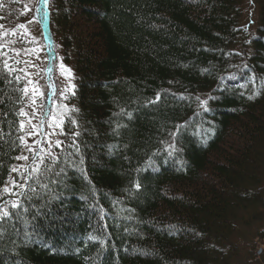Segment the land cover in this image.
Here are the masks:
<instances>
[{"label": "trees", "instance_id": "1", "mask_svg": "<svg viewBox=\"0 0 264 264\" xmlns=\"http://www.w3.org/2000/svg\"><path fill=\"white\" fill-rule=\"evenodd\" d=\"M39 1L0 0V186L32 162L15 157ZM47 12L78 111L48 187L30 184L0 223V264H264V0H49Z\"/></svg>", "mask_w": 264, "mask_h": 264}, {"label": "snow or ice", "instance_id": "2", "mask_svg": "<svg viewBox=\"0 0 264 264\" xmlns=\"http://www.w3.org/2000/svg\"><path fill=\"white\" fill-rule=\"evenodd\" d=\"M49 3V0H44L45 8L47 9V5ZM47 15V11L45 13ZM21 27H24L21 25ZM50 59L54 61V55L50 56ZM5 68L9 72H15L17 71L16 69L12 68L7 64V61H5ZM60 69H61V74L63 75L65 72H67L70 75V70L66 69L63 63L61 62L60 64ZM19 71H25L24 69H20ZM53 71L52 67H49L48 72L51 74ZM25 75H28V73H25ZM18 82L21 80L20 76H16L15 78ZM27 84H33L32 80H28ZM50 87V93L51 95H55V87L53 84H49ZM23 92L24 96H28L29 94V88L27 85H25L24 88L21 89ZM32 103L35 104V96L36 93L39 91L37 87L32 88ZM40 95L42 96L43 93L41 92ZM63 93H61V96L63 97ZM160 99V96L157 95L154 101H150L149 103H155L158 102ZM249 99H252L251 96H249ZM201 107H204L205 111H207V101H201ZM46 107V105H45ZM60 107H63L66 109L68 112H75L78 111L77 109H68L67 105H62ZM19 116L22 117H28L27 123L31 126L30 130L25 133V135L19 136V141L20 145L23 146L24 148L27 149L29 153H31V164L28 167H25L23 165L21 166H12L10 168V173H16L17 177H19L18 182L17 179H14L11 174L9 175V178L5 183L0 186V223L7 222L14 217V212L10 211L18 209L20 207V200L21 199H31L29 193H35L37 191L36 187H30V184H36L38 187L41 188H47L48 185L42 183L41 177L46 176L48 173L52 172L53 166L59 163V156L55 154V152L52 151L53 148L60 149L61 151L64 150V142L57 139L55 141H52L48 137L51 135H54L55 132H47L44 133L45 139L43 141L37 139L34 140L32 145L28 144V141L26 137L30 138L32 136H40L41 133L43 132V125H45L49 120H51V123H48L47 126L49 128L55 129V128H60L61 129V135L64 134L63 132V123H64V113H58V114H52L51 111H46L41 115V118L37 124H32V116L35 115L29 114L24 111V109H21L18 113ZM69 123L73 125H77V121L75 119L69 118L68 120ZM78 126V125H77ZM25 129V121L21 120L19 124V131L23 132ZM79 132L73 133V136H79ZM173 137L176 135V133H170ZM44 144L47 145V147H44ZM39 145V148L36 146ZM75 147L76 153H79V148L78 145L76 144V141L73 140L72 145ZM168 149H171L172 151H175V145L174 144H169L168 148L165 149L168 151ZM172 151H168V154L171 156ZM71 155V153L69 154ZM16 160H24L28 161L29 156L27 155H19L15 157ZM48 161V162H46ZM82 163V160H81ZM21 168H24V171H21ZM64 169L61 168L58 171L55 172L56 176H60L63 173ZM55 183L56 181H52ZM133 187L136 190H140L141 184L138 180L133 182ZM18 189V191H17ZM7 197V198H6ZM12 197H16L17 199H12ZM89 240L91 241H96L97 237L89 235L88 237ZM101 244H104L105 241H100Z\"/></svg>", "mask_w": 264, "mask_h": 264}, {"label": "rangeland", "instance_id": "3", "mask_svg": "<svg viewBox=\"0 0 264 264\" xmlns=\"http://www.w3.org/2000/svg\"><path fill=\"white\" fill-rule=\"evenodd\" d=\"M40 6V5H39ZM40 10V9H39ZM250 13H248L249 15ZM39 21H37L35 24L32 23L30 34L33 38V42L30 46H28V50L26 53V73H28L27 76V82L28 80H32L33 84H27V87L29 88V94L28 99L26 102V106L24 111L29 113L30 115L35 113V115L32 116V124H37L41 118V115L46 111H51L52 114H58V113H64V119L69 115L70 112L66 111L65 108L60 107L62 105H67L68 109H71L70 106L66 102V98L73 90V73L72 70L65 66L66 69L70 70V75L65 72L63 75L61 74L60 64L61 59L59 56V50L56 45V42L49 37V42L51 43L49 50L48 44L44 43L43 36H42V29H41V23H42V11L39 12ZM48 32V28H47ZM54 55V61L50 59V56ZM49 67L53 68V71L51 74H49L48 69ZM53 84L55 87V95H51L50 93V87L49 84ZM37 87L39 91L36 93L35 100L36 103H32V88ZM43 93L41 96L40 93ZM61 93H63V97L61 96ZM46 105V107H45ZM28 117H23L22 120L25 121V129L22 132L24 135L26 132H28L31 128V126L27 123ZM48 123H51V120H49L45 125H43V132L40 136H32L30 138L26 137L28 144L32 145L34 140H41L43 141L45 139L44 133L47 132H55L54 135H51L48 137L52 141L57 140L61 129L60 128H49L47 126ZM39 148V145L36 146ZM44 147H47L46 144H44ZM23 155L31 157V153L27 151L25 148V152ZM28 162V161H25Z\"/></svg>", "mask_w": 264, "mask_h": 264}, {"label": "water", "instance_id": "4", "mask_svg": "<svg viewBox=\"0 0 264 264\" xmlns=\"http://www.w3.org/2000/svg\"><path fill=\"white\" fill-rule=\"evenodd\" d=\"M41 3V8L44 10V14H43V20H42V32H43V38H44V41L46 44H48V46L51 45V43L49 42V39H48V32H47V24H48V13L47 15L45 14L47 9L45 8V4H44V0H41L40 1ZM262 252L261 249H259L257 251V254L260 255Z\"/></svg>", "mask_w": 264, "mask_h": 264}]
</instances>
